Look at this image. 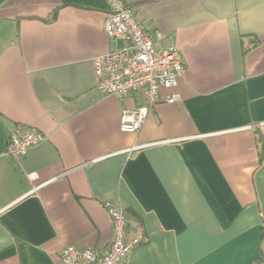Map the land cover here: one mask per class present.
Masks as SVG:
<instances>
[{
	"label": "crops",
	"instance_id": "crops-1",
	"mask_svg": "<svg viewBox=\"0 0 264 264\" xmlns=\"http://www.w3.org/2000/svg\"><path fill=\"white\" fill-rule=\"evenodd\" d=\"M125 1L185 63L137 133L120 119L141 93L97 86L96 57L123 45L106 0H0V264L107 251L104 201L148 239L122 264H264V0ZM25 127L44 140L16 160Z\"/></svg>",
	"mask_w": 264,
	"mask_h": 264
},
{
	"label": "built area",
	"instance_id": "built-area-1",
	"mask_svg": "<svg viewBox=\"0 0 264 264\" xmlns=\"http://www.w3.org/2000/svg\"><path fill=\"white\" fill-rule=\"evenodd\" d=\"M106 2L104 31L110 42L120 40L123 45L96 57L97 86L105 94L120 98L133 92L141 93L142 103L126 108L120 119L122 132L137 133L151 108L159 102L161 89L177 87L185 73V63L176 46L157 48L156 41L162 40L164 34L159 31L155 38L146 32L125 0ZM180 99L181 95L173 91L165 100L175 103ZM42 140L44 135L38 129L21 128L7 137L5 152L19 160ZM102 206L113 226L110 248L101 253L90 246L69 245L62 251L61 264H122L133 249L148 240L136 232L142 229L141 221L129 220L122 205L104 201Z\"/></svg>",
	"mask_w": 264,
	"mask_h": 264
}]
</instances>
